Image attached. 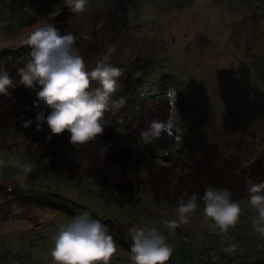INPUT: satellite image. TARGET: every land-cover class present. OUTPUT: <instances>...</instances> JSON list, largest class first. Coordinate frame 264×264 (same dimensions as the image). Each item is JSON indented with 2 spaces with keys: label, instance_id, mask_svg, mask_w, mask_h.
I'll return each instance as SVG.
<instances>
[{
  "label": "rangeland",
  "instance_id": "1",
  "mask_svg": "<svg viewBox=\"0 0 264 264\" xmlns=\"http://www.w3.org/2000/svg\"><path fill=\"white\" fill-rule=\"evenodd\" d=\"M62 4L63 0H0V54L21 55L28 61L24 39L35 26L54 19ZM77 14L61 21L67 24L62 33L77 35L76 46L86 65L93 67L115 44L110 62L128 69L139 65L140 85L122 77L125 72L120 76L113 98L124 96L126 103L105 112L113 127L107 141L73 145L67 130L50 140L47 135L35 138L16 125L24 114L20 111L19 117L4 120L0 264H52L54 234L73 215L27 203L21 196L17 200L22 191L62 195L102 220L116 221L130 236L129 230L145 219L163 230L161 222L176 215L184 186L176 199L152 192L156 185L163 191L165 157L176 159L170 164L176 163L175 174H184L201 149L218 143L227 154H237L244 166L263 160L264 169V0H89L85 11ZM164 86L168 96L160 92ZM38 88H31L26 97L33 111ZM170 90L177 92L172 108ZM166 103L175 123L148 142L143 158V139L126 134L122 126L148 128L147 113ZM39 108H45V114L51 110L43 103ZM25 162L32 164L28 172L23 170ZM185 178H193L187 183L193 188L207 187L202 177ZM166 187L178 189L176 178L171 177ZM238 201L240 216L227 233L210 232L201 210L193 212L170 238L174 251L167 264H264V237L252 224L256 211L247 198ZM232 243L236 250L225 251ZM108 264H132L130 251L116 243Z\"/></svg>",
  "mask_w": 264,
  "mask_h": 264
},
{
  "label": "clouds",
  "instance_id": "2",
  "mask_svg": "<svg viewBox=\"0 0 264 264\" xmlns=\"http://www.w3.org/2000/svg\"><path fill=\"white\" fill-rule=\"evenodd\" d=\"M88 4L89 0H63V5L74 13L84 12ZM77 39L72 32L61 33L52 23L37 25L23 41L29 46L30 59L17 69L18 81L14 82L0 62V95H11L9 89H14L17 84L26 88L39 85L33 101L37 106L34 119H25L22 114L20 122L23 127L34 123L35 129L40 130L46 125L50 129L47 133L49 140L53 134L67 130L73 145L85 144L101 136L105 112L116 111L126 103L124 96L113 98L124 71L110 62L111 54L116 51L115 44L109 45L90 68L76 46ZM169 95L175 105L177 92L170 90ZM41 103L51 109L47 114L45 108H39ZM174 123L153 119L141 136L146 143L152 142L162 132H168ZM31 168L30 162L24 163L25 172ZM246 184L247 201L256 211L253 229L264 237V180L249 178ZM197 209L201 210L202 223L210 232L227 233L240 216L241 204L232 197L229 189L223 187L209 186L200 196L185 192L176 205L175 217L161 222L163 230L151 219H145L129 230L132 264H167L174 251L170 238L175 236L179 225L189 222ZM236 248L237 245L232 243L225 251L232 253ZM115 251L116 241L109 225L93 215L88 207H80L67 223L58 227L50 249L52 264H108Z\"/></svg>",
  "mask_w": 264,
  "mask_h": 264
},
{
  "label": "trees",
  "instance_id": "3",
  "mask_svg": "<svg viewBox=\"0 0 264 264\" xmlns=\"http://www.w3.org/2000/svg\"><path fill=\"white\" fill-rule=\"evenodd\" d=\"M69 15H73V18H77L78 16V14L75 15V13L71 12L65 5L63 10L60 13H58L54 19L51 20L50 18L49 21H47V23H52L56 25V27L62 33L65 29L64 27L67 26V24H63V22L61 21L65 22V20L69 18ZM33 22H35V20L29 22V24ZM28 47L29 46L27 45L25 51H26V56L30 58V55L28 54L27 51ZM0 62L3 63L4 67L13 77L15 82L18 81L19 79L17 69L19 67L24 66L27 60L21 55L11 56L7 54H0ZM134 67L128 69L127 67L121 66V68L124 70L123 72H125L122 75V77L129 76L130 79L129 82L139 86L140 84L138 80L140 81V76L138 74L140 68L139 65ZM150 74H153V72L150 71ZM9 91L12 93L11 95H0V131H4L6 129L3 125L5 123L4 120H7L14 116L19 117L18 111H20V114L24 113L27 117H33V119L35 116V111H33V109L30 107L32 101L30 102L27 101L26 99V97H29L31 94V88H26L22 84H17V86L14 89H9ZM160 92L162 96H168V89L165 86L160 90ZM10 106L16 107V109H14V111L12 112ZM171 108H172V102H171ZM171 108L167 103L163 107L151 108L150 111L147 113V117L145 121L151 122L153 119H157L161 121H170L169 115L171 113ZM103 119L105 123L104 132L101 136L94 139L95 143L100 141H107L110 138L111 132L113 131L112 124L106 119V116H104ZM16 125H22V124L19 121ZM14 129L17 128L14 127ZM47 129L48 127L45 125L42 129L36 130L33 123V125L29 126V128H25L23 130L30 131L33 137L36 138L37 136H42V135L46 136L48 131ZM146 129L147 127L143 125L142 126L138 125L137 127H133V128H130L128 126L125 127L122 126V130L126 134H130L133 137H137V138L138 137L142 138L141 132ZM217 144L218 143H212L211 147L207 145L205 147V150L203 151L201 149L203 145L200 146L201 149L200 155L194 160L193 162L194 164L192 163L190 165H187L186 171H183L184 174H175L174 168L172 166L175 165L176 163H173L172 166L170 164L176 161V159L170 158L169 156L165 157L164 161L167 163L164 167H161V169L165 171L163 177V191L158 187V185L155 184L156 185L154 186L155 190L152 191L153 194L155 196L156 195L160 196L161 194H163V196H165L167 199H176V196L178 197L179 192L181 191L180 187L184 186L182 190H185L189 195L192 193H197L198 196H200L203 194L204 190L207 187L216 186V187H223L229 189L232 193V197L236 200L247 198L248 193H247L246 181L249 178H251L253 181L264 180L263 160L260 159L254 160V162H249L248 163L249 165L244 166L239 161L237 154L234 155L227 154L226 151L228 149L225 147L219 148L217 147ZM141 149L144 152L142 156L144 158L146 153L149 152L148 143H146L144 139ZM203 165L206 166V168L201 170L200 167ZM202 172L204 173L203 175H201ZM150 174L152 173L149 172L147 176L148 175L150 176ZM185 174L186 175L194 174L196 177L199 178L202 177L203 181H205V183L207 182V187H202L201 185L199 187L193 188L191 184H187L188 182H191L193 178L190 179L188 182H186ZM171 177L176 178V183L178 185V189H175L174 191H171L169 188L166 187V183L169 181ZM182 194L184 193L182 192ZM20 196L24 198L20 200H23L27 203L32 202L39 206L64 210L71 214H74L76 210H78L80 207H83L62 195L51 192H40V193L32 192L26 194L24 191H22V194L19 193L18 197L15 196V198L18 200ZM198 202H202V201L198 200ZM103 221L109 225L110 231L114 232L115 230L116 235H114L113 237L116 243L120 244L122 247L130 251L131 239L130 236H128L123 231L122 225H120L119 223H117L112 219H106V220L103 219Z\"/></svg>",
  "mask_w": 264,
  "mask_h": 264
}]
</instances>
